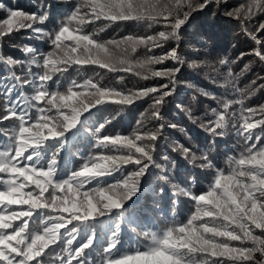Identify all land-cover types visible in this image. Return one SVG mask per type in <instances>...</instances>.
I'll list each match as a JSON object with an SVG mask.
<instances>
[{
    "label": "snow or ice",
    "instance_id": "6c2138e0",
    "mask_svg": "<svg viewBox=\"0 0 264 264\" xmlns=\"http://www.w3.org/2000/svg\"><path fill=\"white\" fill-rule=\"evenodd\" d=\"M213 2L75 0L74 10L52 34L37 27L47 20V13L6 9L0 3V10L6 9L7 13V18L0 20V40L30 30L37 38L48 39L52 44L47 53L22 45L20 50L25 59L19 61L0 52V65L6 69L0 75V125L10 123L8 127L0 126V136L4 138L0 140V264H85V250L93 245L94 239L89 237L75 246L78 226H70L120 209L136 194L140 177L153 163L164 127H178L163 122L161 109L179 83L177 75L186 63L180 30L194 11ZM225 5L226 0L220 6ZM226 15L238 21L243 17V22L264 16V0H250L247 6L240 5ZM97 21L107 23L91 32L85 30ZM127 21L146 23L149 27L160 25L164 30L148 36L99 38L106 28ZM245 31H248L246 23ZM248 34L257 46L253 55L264 62V40L257 35H264V23ZM170 41L174 43L166 48ZM141 46L149 53L163 51L133 64L129 56ZM244 55L241 53V58ZM168 62L173 66L168 67ZM219 63L229 62L221 59ZM152 65L164 67L152 70ZM90 66L109 72H129L139 67L145 70L144 79L160 78L168 82L125 92L88 77L82 81L72 79L63 91L59 86L50 90L49 83L63 77L69 68H75L79 76ZM188 66L197 67L195 63ZM228 78L229 82L235 79L231 71ZM26 87L33 90L31 95L25 94ZM232 90L241 98L220 101L221 109L213 108V118L201 125L213 138L226 137L230 131L241 138L239 155L227 158V173L217 169L208 190L192 197L195 212L186 223L173 224L159 234L144 233L150 239L144 251L116 256L115 236L120 231L117 225L97 264H264V105L247 106L243 91L234 84ZM201 95L216 99L207 91L201 90ZM147 99L152 101L151 118L158 122L155 130L142 131L137 121V127L128 135L102 136L105 124L110 122L105 121L92 133L100 151L89 155L67 179L55 178L58 153L53 154L46 168L40 165V146L75 128L84 113L100 105L127 106ZM182 110L191 119L190 110ZM179 130L185 132L183 128ZM108 148L111 151H103ZM172 150L193 165L199 160L200 167H213L208 159L209 150H200L198 155L193 148L178 142H174ZM130 165L135 170L121 179L99 183L101 178ZM160 178L168 181L166 176ZM93 181H97L95 186ZM180 191L189 195V191ZM38 210H45L44 216L38 224H32ZM54 246L56 250L52 251Z\"/></svg>",
    "mask_w": 264,
    "mask_h": 264
},
{
    "label": "trees",
    "instance_id": "16d2710c",
    "mask_svg": "<svg viewBox=\"0 0 264 264\" xmlns=\"http://www.w3.org/2000/svg\"><path fill=\"white\" fill-rule=\"evenodd\" d=\"M0 3H4L6 9L37 14L47 13V20L37 27L49 34L59 29L75 7V0H0ZM248 3L250 0H226V5L220 6L225 4V0H214L204 9L194 11L182 26L180 31L186 63L177 75L179 83L161 109L163 122L178 127H164L163 135L158 140L153 154V163L148 165L144 175L140 177L136 194L124 202L120 209H114L104 216L80 222L78 225L74 222L70 226H78L79 235L75 246L83 244L89 237L94 239L93 245L85 250L87 257L85 264H89V261L91 264H97L100 254L108 247L113 234L116 233L117 225L120 231L115 236L118 243L114 254L119 256L146 250L150 244V239L144 236L146 232L159 234L173 224L179 226L186 223L195 212L192 197L204 194L208 190L217 169L227 173L228 157L239 155L242 140L234 132L230 131L226 137L213 138L201 125H206L213 118L211 112L213 108L221 109L220 101L241 98L239 94L233 93V84L243 91L247 106L264 105V87H261L264 85V62H260L259 58L253 55L257 46L248 34L260 23H264V16L243 22V17L238 21L235 17L226 15L228 11H233L240 5L247 6ZM6 9L0 10V20L7 18ZM106 23V21H97L95 24L87 25L85 30L91 32ZM245 23L248 31H245ZM160 30H164L160 25L149 27L146 23L117 22L101 32L99 38L110 40L121 39L126 35L148 36ZM257 35L264 40V35ZM173 43L170 41L165 47ZM24 44L41 53H47L52 49L50 40L37 38V35L30 30H21L11 37L0 40V52L15 60H23L25 56L20 47ZM162 51L157 49L155 53H149L141 46L135 53L130 54L129 59L135 64L137 61H144L152 54L159 55ZM241 53L245 54L243 58ZM221 59H226L229 63L221 65L219 63ZM192 63L197 67L188 66ZM167 66L172 67L173 63L168 62ZM162 67L164 66L152 65L151 69L160 70ZM32 70L37 71L35 67ZM229 71L235 78L231 82L228 78ZM5 72L4 66L0 65V75ZM145 74V70L139 67H134L129 72H109L106 69L90 66L78 76L75 68H69L63 77L54 78L49 83V88L54 90L59 86V90L63 91L72 79L82 81L88 77L104 86L125 92L168 82L160 78L144 79ZM201 90L211 93L216 99L201 95ZM32 91L28 87L24 89L27 95H31ZM151 103V99H147L127 106L105 104L91 109L81 116L75 128L66 131L62 137L50 139L40 146V165L46 168L53 154L58 153L55 178L57 181L67 179L73 171L80 168L89 155L100 151L96 147V139L92 133L105 121L110 122L105 124V128L101 131L102 136L128 135L137 127V121H140L142 131L155 130L158 122L151 118L152 110L149 107ZM121 107L123 111H120ZM182 109L190 110L191 119L188 112ZM0 126L8 127L10 123L5 122ZM180 128L185 132H181ZM3 139L0 136V140ZM174 142L193 148L198 155L200 150L206 152L209 150L208 159L213 167H200L199 160L195 165L189 163L181 153L172 150ZM103 151L109 152L111 148ZM164 156H167L168 160L163 159ZM133 170H135L134 166H127L121 172L101 178L99 183L115 182ZM161 176H166L170 183L161 179ZM96 184L97 181H93L92 186ZM180 189L189 191V195H183ZM44 212L45 210H38L32 218V224H38ZM55 250L56 246L52 251ZM259 259L257 254V260Z\"/></svg>",
    "mask_w": 264,
    "mask_h": 264
},
{
    "label": "bare ground",
    "instance_id": "6f19581e",
    "mask_svg": "<svg viewBox=\"0 0 264 264\" xmlns=\"http://www.w3.org/2000/svg\"><path fill=\"white\" fill-rule=\"evenodd\" d=\"M131 25V24H130ZM134 26H136V24H134ZM130 27V26H129ZM127 29H128V27H127ZM133 33H134V30H133ZM135 34V33H134ZM137 34V33H136ZM137 36V35H136ZM236 84V83H235ZM183 185V184H182ZM174 186V185H173ZM180 186V185H179ZM178 187V186H177ZM174 188V187H173ZM181 188H183V187H181ZM181 192V191H180ZM179 192V193H180Z\"/></svg>",
    "mask_w": 264,
    "mask_h": 264
}]
</instances>
